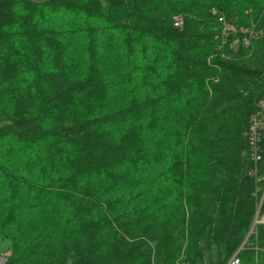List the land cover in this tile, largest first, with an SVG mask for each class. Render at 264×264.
Segmentation results:
<instances>
[{"label":"trees","instance_id":"16d2710c","mask_svg":"<svg viewBox=\"0 0 264 264\" xmlns=\"http://www.w3.org/2000/svg\"><path fill=\"white\" fill-rule=\"evenodd\" d=\"M263 97L264 0H0L4 264H264Z\"/></svg>","mask_w":264,"mask_h":264},{"label":"built area","instance_id":"2783aa9c","mask_svg":"<svg viewBox=\"0 0 264 264\" xmlns=\"http://www.w3.org/2000/svg\"><path fill=\"white\" fill-rule=\"evenodd\" d=\"M212 14L216 15L217 22L220 24V40L221 47L228 46L230 50H236L240 46L248 47L256 37V33L253 29H246L241 26L237 27L231 22H228L224 16L218 15L216 10L212 11ZM175 27L183 26L182 17H176L174 19ZM264 134V97L258 102L256 111L253 113L250 119L249 130L247 134L249 145V157L254 163L252 167V174L258 179L260 184L259 188V204L257 206L253 229L258 224L264 223V217L260 216V208L264 199V155L262 136ZM260 164L262 165V173L259 171ZM227 264H240L239 259L234 255Z\"/></svg>","mask_w":264,"mask_h":264},{"label":"rangeland","instance_id":"374dc122","mask_svg":"<svg viewBox=\"0 0 264 264\" xmlns=\"http://www.w3.org/2000/svg\"><path fill=\"white\" fill-rule=\"evenodd\" d=\"M222 56H227L226 51L221 49ZM9 254V245L5 242H0V258H5Z\"/></svg>","mask_w":264,"mask_h":264},{"label":"water","instance_id":"95a60500","mask_svg":"<svg viewBox=\"0 0 264 264\" xmlns=\"http://www.w3.org/2000/svg\"><path fill=\"white\" fill-rule=\"evenodd\" d=\"M5 258H0V264H4L5 263Z\"/></svg>","mask_w":264,"mask_h":264}]
</instances>
